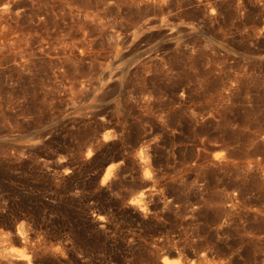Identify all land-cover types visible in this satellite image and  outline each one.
Returning <instances> with one entry per match:
<instances>
[{"label": "rangeland", "instance_id": "rangeland-1", "mask_svg": "<svg viewBox=\"0 0 264 264\" xmlns=\"http://www.w3.org/2000/svg\"><path fill=\"white\" fill-rule=\"evenodd\" d=\"M0 229V264H264V0H0Z\"/></svg>", "mask_w": 264, "mask_h": 264}, {"label": "clouds", "instance_id": "clouds-1", "mask_svg": "<svg viewBox=\"0 0 264 264\" xmlns=\"http://www.w3.org/2000/svg\"><path fill=\"white\" fill-rule=\"evenodd\" d=\"M88 155L91 156L92 153L89 151ZM110 172H111V168H109V173ZM144 175H145L146 179H151L152 178L151 177V173H149L147 171L144 173ZM105 180H107V177H105ZM144 196H145L144 192H140L137 197H135L133 200L130 201V203L133 204V205L138 206L141 212L147 214L148 211H149V208H148V205L144 203ZM23 228H24V225L21 224L20 225V229L23 230ZM2 231L3 230L0 229V232H2ZM165 264H181V261L179 259L172 260V261H167L166 260Z\"/></svg>", "mask_w": 264, "mask_h": 264}, {"label": "bare ground", "instance_id": "bare-ground-1", "mask_svg": "<svg viewBox=\"0 0 264 264\" xmlns=\"http://www.w3.org/2000/svg\"><path fill=\"white\" fill-rule=\"evenodd\" d=\"M22 53V52H21ZM21 55V54H20ZM24 60V58H22ZM14 252V251H13ZM16 252V251H15ZM17 254V253H16ZM18 256V255H17ZM20 256V255H19ZM26 256V255H25Z\"/></svg>", "mask_w": 264, "mask_h": 264}]
</instances>
